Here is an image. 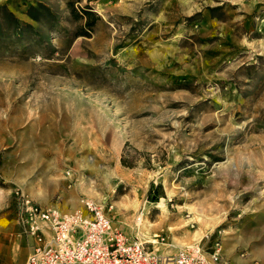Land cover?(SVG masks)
Here are the masks:
<instances>
[{"label":"rangeland","instance_id":"obj_1","mask_svg":"<svg viewBox=\"0 0 264 264\" xmlns=\"http://www.w3.org/2000/svg\"><path fill=\"white\" fill-rule=\"evenodd\" d=\"M23 197L264 264V0H0V264Z\"/></svg>","mask_w":264,"mask_h":264},{"label":"built area","instance_id":"obj_2","mask_svg":"<svg viewBox=\"0 0 264 264\" xmlns=\"http://www.w3.org/2000/svg\"><path fill=\"white\" fill-rule=\"evenodd\" d=\"M65 212L23 197L20 221L36 244L25 264H230L219 248L199 244L175 253L159 251L156 240L132 238L117 228L105 207L94 199Z\"/></svg>","mask_w":264,"mask_h":264},{"label":"trees","instance_id":"obj_3","mask_svg":"<svg viewBox=\"0 0 264 264\" xmlns=\"http://www.w3.org/2000/svg\"><path fill=\"white\" fill-rule=\"evenodd\" d=\"M83 13L87 17V24L90 26L95 25V23L100 19L99 15H97L95 11H92L88 8L83 9ZM73 14H75L76 16H81V14H77L75 10H73Z\"/></svg>","mask_w":264,"mask_h":264}]
</instances>
